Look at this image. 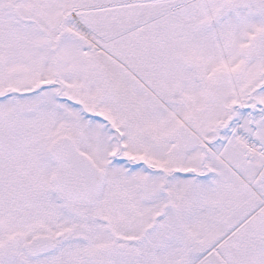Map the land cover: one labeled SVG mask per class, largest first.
<instances>
[{"label":"snow or ice","instance_id":"6c2138e0","mask_svg":"<svg viewBox=\"0 0 264 264\" xmlns=\"http://www.w3.org/2000/svg\"><path fill=\"white\" fill-rule=\"evenodd\" d=\"M0 264H264V0H0Z\"/></svg>","mask_w":264,"mask_h":264}]
</instances>
